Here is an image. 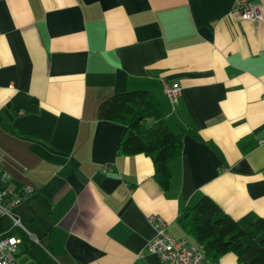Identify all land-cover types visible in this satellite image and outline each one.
<instances>
[{
    "label": "crops",
    "instance_id": "obj_1",
    "mask_svg": "<svg viewBox=\"0 0 264 264\" xmlns=\"http://www.w3.org/2000/svg\"><path fill=\"white\" fill-rule=\"evenodd\" d=\"M164 82L181 86L175 102ZM137 89L182 134L167 190L149 156L118 153L125 127L97 117ZM18 91L37 112L12 114ZM0 149L7 188L33 190L12 208L29 233L0 218L20 240L14 264H163L150 215L204 249L180 218L202 196L264 218V20H242L236 0H0Z\"/></svg>",
    "mask_w": 264,
    "mask_h": 264
},
{
    "label": "trees",
    "instance_id": "obj_2",
    "mask_svg": "<svg viewBox=\"0 0 264 264\" xmlns=\"http://www.w3.org/2000/svg\"><path fill=\"white\" fill-rule=\"evenodd\" d=\"M10 110L35 113L39 109L37 97L18 91L10 98ZM162 109L152 94L144 89L112 94L97 107L100 120L116 121L125 127L118 145V153H143L154 164V178L167 190L170 186L169 161L182 148V134L169 130L162 121ZM147 117L155 121L146 123ZM242 150V140L239 141ZM248 147V146H247ZM180 218L186 223L194 239L204 245L210 261L226 253H234L242 264H264V218L253 212L233 219L208 196H202L195 205L185 207Z\"/></svg>",
    "mask_w": 264,
    "mask_h": 264
},
{
    "label": "built area",
    "instance_id": "obj_3",
    "mask_svg": "<svg viewBox=\"0 0 264 264\" xmlns=\"http://www.w3.org/2000/svg\"><path fill=\"white\" fill-rule=\"evenodd\" d=\"M236 7L242 20H264V9L251 0H236ZM181 91L178 83L164 82L163 92L171 102H175ZM4 156H9L0 149V164ZM104 170L109 169L104 165ZM9 175L0 172V218L6 217L11 227H20L24 232L28 230L23 226L21 218L13 212L12 208L20 204L25 196L32 193V188L20 187L14 191L7 188ZM148 222L154 230V235L148 242V250L159 255L163 264H218L205 256L202 246H190L185 238L176 239L166 230V222L158 215H150ZM20 242L15 236L0 233V264H14L16 246Z\"/></svg>",
    "mask_w": 264,
    "mask_h": 264
},
{
    "label": "rangeland",
    "instance_id": "obj_4",
    "mask_svg": "<svg viewBox=\"0 0 264 264\" xmlns=\"http://www.w3.org/2000/svg\"><path fill=\"white\" fill-rule=\"evenodd\" d=\"M147 120H148V122H150L152 120V118H148ZM21 222H22L23 226H25V228H26V222L24 220H21ZM10 226H11V223L8 221V227H10ZM11 228L13 229V232H12L13 235H15V236L19 235L20 236L23 234V230L20 227L17 226V227H11Z\"/></svg>",
    "mask_w": 264,
    "mask_h": 264
}]
</instances>
